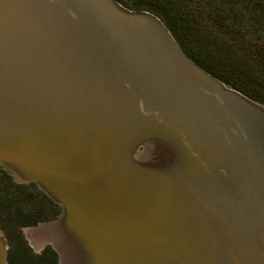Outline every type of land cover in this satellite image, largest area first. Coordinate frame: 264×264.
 Returning <instances> with one entry per match:
<instances>
[{
	"label": "water",
	"instance_id": "obj_1",
	"mask_svg": "<svg viewBox=\"0 0 264 264\" xmlns=\"http://www.w3.org/2000/svg\"><path fill=\"white\" fill-rule=\"evenodd\" d=\"M0 164L83 264H264V105L149 11L0 0Z\"/></svg>",
	"mask_w": 264,
	"mask_h": 264
},
{
	"label": "rangeland",
	"instance_id": "obj_2",
	"mask_svg": "<svg viewBox=\"0 0 264 264\" xmlns=\"http://www.w3.org/2000/svg\"><path fill=\"white\" fill-rule=\"evenodd\" d=\"M116 1L128 9L136 10L131 6L136 4L134 0ZM137 1L144 6H150L152 2L166 4L171 16L186 24V37H182L181 41L189 52L205 61L209 67L213 60L219 59V54H226L243 66L241 77L234 79L239 82L240 79L250 78V82L261 89L259 94L264 96V0ZM188 28H191L192 33ZM199 44L204 46L205 51H201ZM210 50L215 54L212 59ZM255 101L264 105L263 102ZM138 151H143V148ZM59 215L60 207L34 183L15 181L9 170L0 164V233L6 240L10 262L14 251L23 253L25 261L35 259L46 249L54 252L49 245L43 250L39 249L43 244L34 246L23 230L56 220ZM47 216L52 218L48 219ZM39 217L44 220H39ZM55 254L56 264H59L57 252ZM14 264L23 263L17 261Z\"/></svg>",
	"mask_w": 264,
	"mask_h": 264
},
{
	"label": "trees",
	"instance_id": "obj_3",
	"mask_svg": "<svg viewBox=\"0 0 264 264\" xmlns=\"http://www.w3.org/2000/svg\"><path fill=\"white\" fill-rule=\"evenodd\" d=\"M136 4L131 5L132 8L136 10H147L157 17H159L165 26L169 29L175 40L178 42L179 46L183 50V52L196 64H198L201 68L205 71L219 79L225 84H229L233 86L235 89L241 91L242 93L246 94L252 99L258 100L264 103V96H261V89L256 88L251 82L250 78H243L240 79L238 82L234 79V77H241L242 75V67L237 62L231 60L226 54H219L220 56L217 61L213 60V64L210 67L205 63V61L201 60L200 58L195 57L191 52L188 51L185 45H183L182 37H186V32L184 29L186 24L185 22H179L172 17L169 13V10L164 3L160 2H152L150 6H144L138 4L137 0H134ZM191 29V28H190ZM188 28V30L192 33V31ZM194 34H192L193 37ZM191 39V38H189ZM182 40V41H181ZM198 43H200L198 41ZM199 48L201 51H205L203 45L199 44ZM215 54L210 50V59L214 57ZM260 91V92H259ZM56 254L48 249L43 250L39 256L35 259L26 260L24 259L23 253L14 251L10 264H14L15 262H22L23 264H56Z\"/></svg>",
	"mask_w": 264,
	"mask_h": 264
},
{
	"label": "bare ground",
	"instance_id": "obj_4",
	"mask_svg": "<svg viewBox=\"0 0 264 264\" xmlns=\"http://www.w3.org/2000/svg\"><path fill=\"white\" fill-rule=\"evenodd\" d=\"M153 154L149 151H137L135 156L137 159L143 162H149L152 159ZM15 178H22L21 175L12 170ZM59 228V229H57ZM55 227V224L44 225L37 228L28 230V236L34 246H41L46 242H51L57 246L60 253L61 264H83L78 251L71 249V241L68 239V235L61 231V226Z\"/></svg>",
	"mask_w": 264,
	"mask_h": 264
},
{
	"label": "flooded vegetation",
	"instance_id": "obj_5",
	"mask_svg": "<svg viewBox=\"0 0 264 264\" xmlns=\"http://www.w3.org/2000/svg\"><path fill=\"white\" fill-rule=\"evenodd\" d=\"M54 206H52V208H53ZM53 216V215H52ZM52 216H50V217H48V219L49 218H52ZM58 218V217H57ZM39 220H41V221H43L44 219L42 218V217H39L38 218ZM53 221V220H52ZM46 222H49V221H46ZM44 223V222H43ZM24 231V233H25V230H23ZM26 235V234H25ZM6 241V240H5ZM47 245H49L52 249H53V247H52V245L49 243V242H46V243H44L43 245H42V247L40 248L41 250H43V248L45 247V246H47ZM54 250V249H53ZM56 251L54 250V253H55ZM10 254V253H9ZM9 254L7 253V260H8V264H10V258H9Z\"/></svg>",
	"mask_w": 264,
	"mask_h": 264
}]
</instances>
